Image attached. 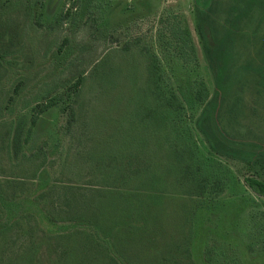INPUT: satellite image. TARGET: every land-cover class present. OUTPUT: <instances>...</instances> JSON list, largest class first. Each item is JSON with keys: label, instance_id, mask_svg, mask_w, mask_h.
I'll return each instance as SVG.
<instances>
[{"label": "rangeland", "instance_id": "1", "mask_svg": "<svg viewBox=\"0 0 264 264\" xmlns=\"http://www.w3.org/2000/svg\"><path fill=\"white\" fill-rule=\"evenodd\" d=\"M237 1L212 0L217 26ZM31 14L26 2L0 0V263L31 248L27 260L64 261L39 247L32 255L40 230L14 223L18 214L63 210L76 189L99 198L119 189L154 209L147 219L143 207L99 203L109 209L98 241L117 263L264 264V195L247 183L264 182V163L216 153L197 127L214 78L194 0H45ZM238 96L224 130L264 145V96L250 85ZM189 202L204 205L195 229ZM61 220L62 238L79 229Z\"/></svg>", "mask_w": 264, "mask_h": 264}, {"label": "trees", "instance_id": "2", "mask_svg": "<svg viewBox=\"0 0 264 264\" xmlns=\"http://www.w3.org/2000/svg\"><path fill=\"white\" fill-rule=\"evenodd\" d=\"M18 1L26 2L27 6L30 7L32 20L34 19L35 9L40 5L43 6L45 2V0H5V3L6 5L10 3L13 5ZM211 2L212 0H194L197 19L196 30L214 78V92L197 121V127L216 153L247 162L264 163L263 144L233 138L222 126L224 116L226 118H236L239 102L238 94L244 86L250 85L264 96V0H238L229 9L225 22L220 26L213 22L210 15ZM257 10L260 11V17L256 21L251 34L247 35L248 21ZM246 49H249L251 54H247ZM78 86L79 83L76 84V87ZM233 97L235 100L232 103ZM172 99L175 103H178L177 98L175 100L173 96L168 100V106L173 105ZM41 166L43 165L41 164ZM41 168L38 167L35 175L39 179L44 175V170L41 171ZM247 183L251 189L264 195L263 181L249 178ZM109 194V196L99 198L91 192L76 189L72 192V196L66 200L67 205L63 210H50L44 214L42 210L44 211L45 208L42 207L36 213L18 214L16 217L19 218L14 223L21 225L25 222L31 225L30 229L40 230L41 234L38 232L39 240L33 245L32 255L35 258L39 255L37 247L40 251L45 250L44 254L41 253V257L52 256L54 251L58 253V256L62 255L64 257V261H60V263L56 260H49L48 264H119L110 254V250L98 241V223H102L101 220L106 217L104 214L105 209H109L107 205L100 206L99 203L101 201L104 203L106 199L111 197L112 200L116 199L121 203L123 202L129 211L133 209L143 211L144 209L147 219L148 214L154 209V204L146 203L147 198L142 194H134L119 189H113ZM140 195L142 196L138 197ZM153 196L159 197V195H148L147 197L153 198ZM154 200L158 199L154 198ZM15 201L22 209L23 202ZM1 202L3 212H5L6 204L3 202L6 201L2 199ZM189 203L188 210L192 213V216L187 219L186 225L191 229H195L197 215L200 214L199 210L204 209V205L201 202L195 208L193 205L191 206V202ZM121 210L124 211L123 208ZM61 219H64L62 223L79 224V229L68 233L61 231L64 235L62 238L59 229H56L57 226L59 227ZM134 223L142 225L137 218H129L126 225L136 227ZM131 230L135 229L131 228ZM2 231L6 230L0 229V233H3ZM59 239H62V241ZM189 242L191 243V241ZM213 249L210 245L207 247L208 257L214 255ZM31 250L32 248L25 251L21 250L16 254L18 255L16 260L7 262L4 260L0 264H47L46 260H27V257L31 255ZM184 251L185 254H188V257L191 256L187 244ZM100 257L104 260H98ZM206 261L208 264L224 262L223 260L210 259ZM163 264L165 263L163 262ZM188 264L193 263L189 260Z\"/></svg>", "mask_w": 264, "mask_h": 264}]
</instances>
